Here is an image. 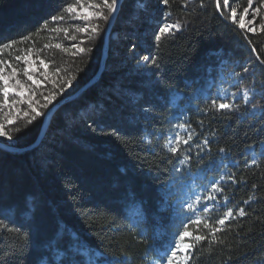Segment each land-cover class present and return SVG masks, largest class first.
Listing matches in <instances>:
<instances>
[{"label":"trees","instance_id":"16d2710c","mask_svg":"<svg viewBox=\"0 0 264 264\" xmlns=\"http://www.w3.org/2000/svg\"><path fill=\"white\" fill-rule=\"evenodd\" d=\"M92 4L108 14L101 0H0V46L11 44L0 47V59L26 84L24 57L38 72L44 69L37 57L49 64L50 79L33 99L43 104V95L72 81L47 109L37 105L42 115L35 119L26 104L0 110L7 134L1 143L34 144L48 110L96 75L109 21L87 22L99 25L98 36L77 31L84 25L77 19L81 6ZM247 6L248 0H231L223 11L216 0H169L166 7L160 0L122 2L98 81L53 114L36 147L0 149V264H147L158 238L171 229L164 193L176 157L166 144L182 124L209 141L208 160L223 155L231 163L224 196L233 211L214 240L211 229L221 227L224 214L190 228L186 264H264V6L253 0L256 33L239 28V15L231 19V10L242 14ZM54 16L64 20L54 22ZM166 23L181 29L157 42ZM72 44L89 51L79 53ZM145 55L155 57L150 70L142 66ZM5 68L7 75L11 68ZM220 74L233 76L236 91H248L247 104L240 98L228 102L231 110H217Z\"/></svg>","mask_w":264,"mask_h":264},{"label":"rangeland","instance_id":"374dc122","mask_svg":"<svg viewBox=\"0 0 264 264\" xmlns=\"http://www.w3.org/2000/svg\"><path fill=\"white\" fill-rule=\"evenodd\" d=\"M235 84L232 75L220 74L215 96L221 102L235 103L243 98L244 94V91L235 90ZM182 125H184L183 128L180 125L174 129L166 144L170 152L171 147L178 148L177 153L171 152L176 157V161L172 179L165 187L164 193L172 218L171 229L166 232L164 238H158V247L154 254L147 259V264H167V258L171 254V249L176 246L180 232L191 233L192 226L200 224L211 214H224L223 216H225L230 209L228 199L224 195L225 188L232 182L229 170L231 163L223 155H220L219 159L208 160L209 153L205 151L204 140L200 139V132L198 133L191 125ZM189 135L192 139L186 145L183 141L187 140ZM176 136L180 137L179 143L176 141ZM213 184H216L220 191L214 190ZM209 196L215 197V199L207 200L206 198ZM207 206L211 207L208 212H205L203 209ZM192 239L194 238L191 234L190 237H185L183 243L191 244ZM190 252L191 249L186 258L184 251H178L173 264H186ZM93 264L106 263L97 260Z\"/></svg>","mask_w":264,"mask_h":264},{"label":"snow or ice","instance_id":"6c2138e0","mask_svg":"<svg viewBox=\"0 0 264 264\" xmlns=\"http://www.w3.org/2000/svg\"><path fill=\"white\" fill-rule=\"evenodd\" d=\"M160 3L163 6H167L169 4V0H160ZM230 3L231 0H223V4L221 5V0H216V7L218 11H223L230 9ZM101 4L103 8L107 9V15H104L103 11L95 10L99 9L101 7L100 4H92L89 6V9L85 10L83 6H81V12L82 16L77 17V19H81L84 22V25L82 27H79L77 29L78 32L85 34L86 36L91 33L92 36H98L101 32V29L99 25L91 26L89 27L88 21L95 17L97 20L103 19L105 23H107L112 17V14L115 13L118 9V0H101ZM260 6H264V0H260ZM251 10V11H250ZM69 13H74L77 11L76 8L69 7L67 9ZM259 13V7H254L253 6V0H248V6L243 8L242 14L238 13L236 10H231V19L232 22H236V18L239 15V28L244 30L246 29L247 32L249 33H256L257 28L254 24V22L257 20V15ZM251 16L250 19H247L246 17ZM264 19V18H262ZM52 20L58 21V20H64V16H54L52 17ZM181 29V24L179 23H166L162 25L159 28L158 33L155 36L156 41H160L162 38V35H171L174 31H179ZM261 30L264 31V25H261ZM65 32H67V29H64ZM73 39H75L73 37ZM14 43V42H13ZM85 40H81L80 44H84ZM73 48L76 49L77 52L79 53H84L86 51H89V49H86L84 47H80L77 44H72L71 45ZM0 47H11V44L8 45H3ZM47 47V46H46ZM56 48H60V44L55 45ZM135 45H132L133 50H135ZM254 52L256 51L255 48L252 49ZM75 55V53H73ZM17 61L21 60L20 56L15 57ZM39 60V67L43 68V72H38L37 69L32 68L31 63L29 62L28 57L23 58V62L25 64V67L23 68V75L27 78V81H30L31 84H26L22 83L20 79H17V74L18 70L15 67H12L10 62H6L2 59H0V96L3 97L2 100H0V110H2L5 107L11 106L12 110L15 111L16 107L18 105H27L28 109H30L31 113H34L32 116V119H35L36 117H39L42 115V112L38 110L37 105H39L40 108L47 109L50 104L53 103L57 99V95H64L67 91L68 88L72 86V81L69 80L66 84L61 83L59 86L58 92H53L49 95H43L41 92V95H43V104H39L38 100H34L33 97L37 96V90L42 89V86L45 84V82L49 81L50 77L48 75V69H49V64L45 62L44 59H41L37 57ZM259 59V56L257 57ZM264 63V61H261ZM5 65L7 68H11V71L5 75ZM146 70H150L153 67L156 66V60L155 57H150L148 55H145L143 57V65H142ZM55 73H59V69H55ZM38 76L43 77V79L38 78ZM244 102L247 104L249 102V93L247 90L244 91L243 94ZM235 99V97H234ZM213 104H216V101L213 100ZM233 107V104L227 103V102H220L217 105V110H231ZM25 116L29 115L28 111L24 112ZM9 124L14 123V121L9 120ZM29 123H31V120H29ZM4 124H0V136H6L7 134L4 131ZM181 128L184 127V125L180 126ZM7 138L10 140L12 139L11 136H7ZM192 137L189 135L187 140H184V144H189L191 141ZM176 141L177 143L180 142V137L176 136ZM203 144L207 146L209 144V141L205 139L203 141ZM178 148L177 147H171V152L172 153H177ZM220 152H224V149L221 148ZM212 188L216 191H220V189L217 187L216 184L212 185ZM199 199V198H197ZM207 200H213L215 197L209 196L206 198ZM248 201H245V204H247ZM211 206L204 207V211L208 212ZM238 215L243 217L245 215V211L243 208H241L238 212ZM233 217V211L231 209L228 210L227 214L223 217L220 218L217 223L221 227L215 228L213 227L211 229L210 235H212L213 240L215 239V233L219 231H223V226L225 225L226 221L229 220L230 218ZM199 223V221H197ZM0 226H3L2 223H0ZM205 227H208L206 224ZM185 228H187V225H185ZM191 233L188 231H183L179 233V237L176 242V246L171 249V254L167 258V264H173V260L177 257L178 251H184L185 252V257L187 258V253L188 251L193 247L192 244L190 243H183L185 237H190ZM205 236L201 235H196L195 240L197 241H202L205 240Z\"/></svg>","mask_w":264,"mask_h":264},{"label":"water","instance_id":"95a60500","mask_svg":"<svg viewBox=\"0 0 264 264\" xmlns=\"http://www.w3.org/2000/svg\"><path fill=\"white\" fill-rule=\"evenodd\" d=\"M124 0H118V6H117V11L115 13L112 14V17H110L109 22H108V28L106 30V34H105V46L103 49V53H102V57H101V61H100V67L96 73V75L84 86L82 87L78 92H76L74 95L65 98L63 100H61L60 102L56 103L50 110H48V112L46 113V115L43 118V122H42V126H41V130L40 133L38 135V138L36 139V141L34 142V144H32L29 147L23 148V149H18L12 146H9L7 144L1 143L0 142V149H3L7 152L10 153H22L24 151L30 150L34 147H36L42 140L48 126L50 123V120L53 116V114L64 104L76 99L80 93L84 92L85 90H87L90 86H92L93 84H95L98 79L100 78V75L102 74L103 70H104V66H105V62L107 59V48H108V39H109V35L111 33V29L113 27V24L117 18L118 12L120 10V6L122 4Z\"/></svg>","mask_w":264,"mask_h":264}]
</instances>
